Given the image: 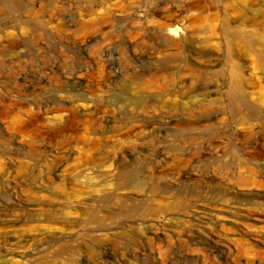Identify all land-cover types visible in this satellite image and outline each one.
Segmentation results:
<instances>
[{"label": "rangeland", "instance_id": "rangeland-1", "mask_svg": "<svg viewBox=\"0 0 264 264\" xmlns=\"http://www.w3.org/2000/svg\"><path fill=\"white\" fill-rule=\"evenodd\" d=\"M0 30V264H264V0H4Z\"/></svg>", "mask_w": 264, "mask_h": 264}, {"label": "bare ground", "instance_id": "bare-ground-1", "mask_svg": "<svg viewBox=\"0 0 264 264\" xmlns=\"http://www.w3.org/2000/svg\"><path fill=\"white\" fill-rule=\"evenodd\" d=\"M4 1V0H3ZM2 0H0V4L3 2ZM10 3V2H9ZM167 21H168V23H169V25H168V27H171V29H172V25L176 22V19H175V16L174 17H172L171 19H167ZM13 27V26H12ZM174 30V29H173ZM172 30V31H173ZM175 31V30H174ZM3 33V31L2 30H0V35ZM40 37V36H39ZM161 41H159V43H160ZM12 47H15V45L14 44H12ZM203 55V54H202ZM17 58V57H16ZM262 60V59H261ZM187 66H185V68H186ZM189 68H186V70H188ZM146 72V71H145ZM35 75V74H34ZM201 86V85H200ZM196 90V89H195ZM3 100V99H2ZM70 104V103H69ZM70 106H71V104H70ZM64 113L65 112V114H61V113ZM48 114H54V115H52V117H53V119H55V120H59L60 122H65V123H67L70 119H72V118H74L75 117V114H77V111H76V109L74 108L73 109V107H53V108H51V109H49L48 110V112H47ZM80 117V116H79ZM77 120V119H76ZM74 121H75V119H74ZM52 122V121H51ZM70 122V121H69ZM64 125V124H63ZM67 126V125H66ZM63 127V126H62ZM69 128V127H68ZM137 128V127H136ZM62 129V128H61ZM64 130V129H63ZM136 130V129H135ZM131 131V130H130ZM133 131V130H132ZM34 132V131H33ZM57 133V132H56Z\"/></svg>", "mask_w": 264, "mask_h": 264}]
</instances>
